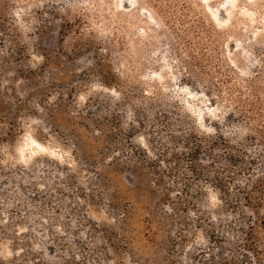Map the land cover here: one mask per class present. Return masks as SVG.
I'll use <instances>...</instances> for the list:
<instances>
[{
	"label": "rangeland",
	"instance_id": "374dc122",
	"mask_svg": "<svg viewBox=\"0 0 264 264\" xmlns=\"http://www.w3.org/2000/svg\"><path fill=\"white\" fill-rule=\"evenodd\" d=\"M263 186L264 0H0V264H264Z\"/></svg>",
	"mask_w": 264,
	"mask_h": 264
},
{
	"label": "trees",
	"instance_id": "16d2710c",
	"mask_svg": "<svg viewBox=\"0 0 264 264\" xmlns=\"http://www.w3.org/2000/svg\"><path fill=\"white\" fill-rule=\"evenodd\" d=\"M261 188H264V186L263 187H261ZM264 194V193H263ZM255 200V199H254ZM248 202H251L250 201V198L248 199ZM256 206H257V211H258V213H259V211H260V208H262L263 209V207H264V198L263 197H259L257 200H256ZM262 222V221H261Z\"/></svg>",
	"mask_w": 264,
	"mask_h": 264
}]
</instances>
